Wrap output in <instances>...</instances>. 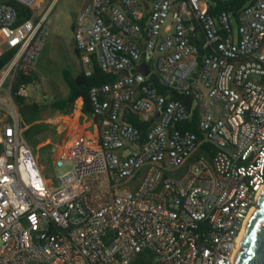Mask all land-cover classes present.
I'll list each match as a JSON object with an SVG mask.
<instances>
[{
    "label": "built area",
    "instance_id": "obj_1",
    "mask_svg": "<svg viewBox=\"0 0 264 264\" xmlns=\"http://www.w3.org/2000/svg\"><path fill=\"white\" fill-rule=\"evenodd\" d=\"M15 1L33 16L18 23L0 0V55L11 53L0 68V264H132L146 249L153 264H234L264 188V0L235 19L211 14L209 0H86L72 29L82 72L94 59L116 79L88 93L99 139L78 131L55 146L53 167H70L55 184L14 101L31 96L48 10ZM142 63L147 76L133 72ZM150 74L191 97L190 111L146 84ZM196 107L201 138L176 127Z\"/></svg>",
    "mask_w": 264,
    "mask_h": 264
},
{
    "label": "trees",
    "instance_id": "obj_2",
    "mask_svg": "<svg viewBox=\"0 0 264 264\" xmlns=\"http://www.w3.org/2000/svg\"><path fill=\"white\" fill-rule=\"evenodd\" d=\"M12 4L17 12V22H22L33 16V12L24 5L16 2L15 0H4ZM253 0H209V11L211 14H217L219 12H226L230 14L234 19L238 16L241 9ZM73 25H71V30ZM74 53L79 57V54L75 48ZM11 53L5 52L0 55V68L7 63L10 59ZM35 73L26 79L31 84L35 79ZM61 79L66 87V94L58 99L52 101H46L43 103L29 102L27 99L15 98L14 101L18 107L19 125L22 128V136L27 144L32 148L43 147L47 151L50 150L49 146H44L45 137L44 134L48 131L46 124H41L40 120L42 115L46 111H60L63 115L71 117L73 112V105L75 102L81 103V113L88 116H92L90 108L89 90L94 87H101L104 84L113 82L116 79L115 75L103 73L98 67L97 63L93 59L92 71L90 76H85L82 71L73 74L69 69L63 68L61 70ZM146 84L155 89L158 93L164 95L167 98H172L170 93L172 90L164 85L160 84L158 79L150 74L146 78ZM199 118L198 108H193L190 117L187 121L177 124V128L183 131H189L197 134L198 138H201L200 133L197 131V121ZM122 119L137 128L143 130L144 123L140 120V117L130 112H124ZM97 122V120L95 119ZM147 125V123H146ZM50 130V129H49ZM53 132L52 130H50ZM69 137V136H68ZM65 138V139H68ZM98 140V136L95 138ZM207 147L203 145L197 154H203L209 158L210 153L204 151ZM44 176H46L44 174ZM132 264H153L152 254L149 250H142L135 255Z\"/></svg>",
    "mask_w": 264,
    "mask_h": 264
},
{
    "label": "rangeland",
    "instance_id": "obj_3",
    "mask_svg": "<svg viewBox=\"0 0 264 264\" xmlns=\"http://www.w3.org/2000/svg\"><path fill=\"white\" fill-rule=\"evenodd\" d=\"M52 0H44L40 9H34V15L40 13L48 6ZM80 0H53L48 8L46 22L50 28V35L44 44L40 56L36 63V77L30 84L31 96L29 102L43 103L63 97L66 94V87L61 79V70L69 69L73 74L77 72L75 68L76 57L72 49L71 22L75 17V10ZM50 111L43 113L40 123L46 124L49 129L44 134L45 144H57L59 147L65 145L68 136L78 127L79 114L72 112V116L63 115L66 120L62 125H51L45 121ZM59 113H61L59 111ZM62 114V113H61ZM58 137L57 139H55ZM32 149V148H31ZM36 161L41 167V171L47 178L55 184V178L62 176L69 171L70 167L65 164L60 168H54V155L46 148L37 147L32 149ZM57 150L55 154L59 153ZM68 152V151H66ZM64 152L62 159L67 157Z\"/></svg>",
    "mask_w": 264,
    "mask_h": 264
},
{
    "label": "water",
    "instance_id": "obj_4",
    "mask_svg": "<svg viewBox=\"0 0 264 264\" xmlns=\"http://www.w3.org/2000/svg\"><path fill=\"white\" fill-rule=\"evenodd\" d=\"M120 7L124 10L123 5H120ZM105 24L107 25L108 22L105 21ZM133 72H140L144 76H147L149 68L146 64L142 63ZM125 76H127L126 72L118 75V77ZM170 96L180 100L185 109L190 111L191 97L175 91H172ZM234 264H264V188H262L255 206L247 219L239 247L234 257Z\"/></svg>",
    "mask_w": 264,
    "mask_h": 264
},
{
    "label": "crops",
    "instance_id": "obj_5",
    "mask_svg": "<svg viewBox=\"0 0 264 264\" xmlns=\"http://www.w3.org/2000/svg\"><path fill=\"white\" fill-rule=\"evenodd\" d=\"M53 2V0H52ZM51 2V3H52ZM86 0H80L79 4L77 5L76 7V10H75V14L77 15V13L79 12V10L83 7V5L85 4ZM43 3H44V0H43ZM51 3L45 7V9L48 10V8L50 7ZM41 14V13H40ZM75 15V16H76ZM75 18V17H74ZM74 18L72 19V22H71V25H73V21H74ZM72 31V30H71ZM50 35V34H49ZM49 37V36H48ZM48 39V38H47ZM46 39V41H47ZM46 41L44 42V44L46 43ZM72 49L75 48L74 47V44H73V38H72ZM44 46V45H43ZM74 52V51H73ZM41 53V52H40ZM75 57H76V61H75V68L77 70V72L79 71H82V67H81V62H80V58L77 57V55L74 53ZM40 56V55H39ZM39 58V57H38ZM38 60V59H37ZM37 63V61H36ZM35 73V76L37 75L36 74V65H35V68H34V71ZM76 72V73H77ZM43 116V115H42ZM79 116H81L79 118V122H78V127L77 129L72 132L70 134V136L68 137V139L66 140V142L70 141L74 135L78 132V131H81L83 132L84 136L90 138V139H95L97 136H99V130H98V127H97V122L95 121V118L93 116H88L84 113H80ZM42 119V118H41ZM64 120H66V118L63 116V114L59 113V111H52L47 117H46V120L47 122H49V124L51 125H62L64 124ZM58 137H56L55 139H57ZM65 142V143H66ZM57 144H50V150L49 152L51 154L54 153V149H55V146ZM49 146V145H48Z\"/></svg>",
    "mask_w": 264,
    "mask_h": 264
}]
</instances>
